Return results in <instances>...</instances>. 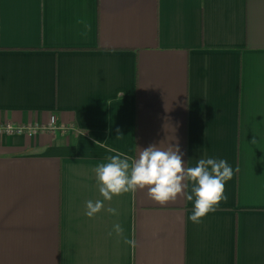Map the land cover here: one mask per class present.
<instances>
[{"label": "crops", "instance_id": "0c3cea01", "mask_svg": "<svg viewBox=\"0 0 264 264\" xmlns=\"http://www.w3.org/2000/svg\"><path fill=\"white\" fill-rule=\"evenodd\" d=\"M53 115L0 135V264H264V0H0V124ZM150 145L227 160L226 200H104Z\"/></svg>", "mask_w": 264, "mask_h": 264}, {"label": "clouds", "instance_id": "9594fccd", "mask_svg": "<svg viewBox=\"0 0 264 264\" xmlns=\"http://www.w3.org/2000/svg\"><path fill=\"white\" fill-rule=\"evenodd\" d=\"M187 163L178 146L163 150L150 145L131 161L122 153L108 157V162L95 167V173L104 200L145 188L160 204L182 196L193 204L189 220L198 224L226 200L225 186L232 179L233 168L227 160L211 156L198 159L193 167H187ZM86 207V215L91 218L101 211L103 200H89ZM108 211L117 213L115 208ZM114 231L120 234L123 229L116 224Z\"/></svg>", "mask_w": 264, "mask_h": 264}, {"label": "built area", "instance_id": "2783aa9c", "mask_svg": "<svg viewBox=\"0 0 264 264\" xmlns=\"http://www.w3.org/2000/svg\"><path fill=\"white\" fill-rule=\"evenodd\" d=\"M60 128L57 125V117L51 116L49 124L47 126H13L11 124H0V135H13V134H25L29 137H33L40 132L55 133ZM63 132L67 129H61Z\"/></svg>", "mask_w": 264, "mask_h": 264}]
</instances>
